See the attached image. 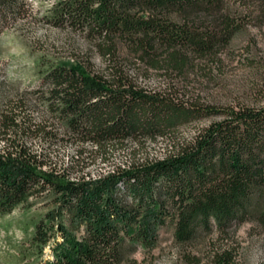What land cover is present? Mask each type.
Listing matches in <instances>:
<instances>
[{"label":"trees","instance_id":"obj_1","mask_svg":"<svg viewBox=\"0 0 264 264\" xmlns=\"http://www.w3.org/2000/svg\"><path fill=\"white\" fill-rule=\"evenodd\" d=\"M44 8L37 19L45 24L92 34L113 55L124 45L147 65L163 63L180 74L194 68L195 57L226 48L250 22L264 33V0H54ZM32 17L28 0H0V40L17 19ZM16 52L33 87L20 89L19 78L0 76L6 142L0 216L30 198H44L47 206L19 244L21 261L28 254L32 260L23 264H120L129 246H154L156 229L167 222L178 242L246 221L264 228V104L219 108L175 86L143 88L120 62L103 74L55 53ZM12 104L40 105L65 134L100 146L139 134L164 136L193 118L216 119L161 159L72 177L69 166L49 162L23 141L54 139L46 119L33 124L23 112L6 110ZM213 262L232 258L224 251Z\"/></svg>","mask_w":264,"mask_h":264},{"label":"rangeland","instance_id":"obj_2","mask_svg":"<svg viewBox=\"0 0 264 264\" xmlns=\"http://www.w3.org/2000/svg\"><path fill=\"white\" fill-rule=\"evenodd\" d=\"M28 1L33 17L17 19L2 33L0 40V66L5 69L0 76L19 78L20 89H32L33 84L23 75L24 58L16 51L32 49L88 63L95 73L106 74L114 62H120L127 75L143 88L167 91L175 86L180 94L198 97L219 108L264 104V33L255 23L246 24L242 32L216 55L195 57L194 68L185 69L180 74L163 63L147 65L124 45H119L113 55L106 52L105 43L92 34L45 24L37 17L54 0ZM13 56L18 58L12 59ZM11 108L10 112L20 111L30 117L33 124L46 119L44 125L50 132L56 133L54 139L31 135L23 141L49 162L69 166L72 177L83 173L97 177L116 167L161 159L216 119L215 116L193 118L164 136L139 134L100 146L90 141L81 143L71 134H65L40 105L20 108L12 104L6 110ZM9 139L14 141L13 135ZM5 143L0 140V150ZM44 200L41 197L30 198L9 214L0 216V264H23L31 260L27 252L29 257L21 261L19 244L27 242L34 221L47 209ZM173 231L170 222L158 227L154 246H129L126 249L131 250L120 264H214L213 258L224 251L230 253L231 264H264V228L254 222L246 221L221 231L213 228L208 233L198 234L190 242L176 241Z\"/></svg>","mask_w":264,"mask_h":264}]
</instances>
